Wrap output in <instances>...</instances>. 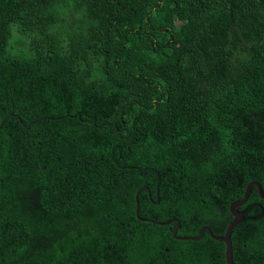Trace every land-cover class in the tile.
Here are the masks:
<instances>
[{
	"label": "trees",
	"instance_id": "obj_1",
	"mask_svg": "<svg viewBox=\"0 0 264 264\" xmlns=\"http://www.w3.org/2000/svg\"><path fill=\"white\" fill-rule=\"evenodd\" d=\"M11 113L0 264H226L178 237L223 235L264 186V0H0ZM237 209L233 263L264 264V199Z\"/></svg>",
	"mask_w": 264,
	"mask_h": 264
},
{
	"label": "water",
	"instance_id": "obj_2",
	"mask_svg": "<svg viewBox=\"0 0 264 264\" xmlns=\"http://www.w3.org/2000/svg\"><path fill=\"white\" fill-rule=\"evenodd\" d=\"M8 117H16V118H19L18 115L16 114H8L6 115L5 117L2 118V120L0 121V126L3 124V122L8 118ZM24 126H29V125H24ZM252 185H256L259 189V192L262 193V189H261V186L258 182L256 181H252V182H249L246 187H245V190L243 192V196L241 199L239 200H236V201H233L230 203L229 205V209H230V212L231 214L233 215V218L232 220L228 223L225 231H224V234L223 235H220V236H215L212 234L211 230L209 227H203L202 228V235L204 233V230L207 229L210 233V235L217 241H220V242H223L225 244V260H226V264H234L233 263V256H232V245H231V240H230V233H231V230L240 223V221L243 219V213L240 212L237 207L241 206L243 203L246 202L247 200V197L249 195V191H250V188ZM264 197V196H263ZM159 202V200L157 199L156 203ZM138 211H139V208L138 206H136V216L138 217ZM142 220H147V219H142ZM174 221H177V225H179V221L178 219L176 218H172L171 220L169 221H166V222H156V221H153L157 224H160V225H168V224H171L173 223ZM175 232L176 230H174L173 232V235H175ZM202 235L198 236V237H178L182 240H198L202 237Z\"/></svg>",
	"mask_w": 264,
	"mask_h": 264
},
{
	"label": "flooded vegetation",
	"instance_id": "obj_3",
	"mask_svg": "<svg viewBox=\"0 0 264 264\" xmlns=\"http://www.w3.org/2000/svg\"><path fill=\"white\" fill-rule=\"evenodd\" d=\"M257 128V127H256ZM258 146V141L255 143V147H257ZM252 182V181H251ZM257 182V181H256ZM260 184V183H259ZM260 186H261V189H262V193H260L259 192V189H258V187L256 186V185H252L251 186V188L252 187H255V190H256V192H257V194H258V196H259V198H261V199H264V186L263 185H261L260 184ZM251 188H250V190H251ZM250 192V191H249ZM244 204V203H243ZM240 211V210H239ZM241 212V211H240ZM243 213V212H242ZM243 216H244V214H243ZM178 227H179V225L175 228V230L177 231V229H178ZM203 227H208V226H203ZM202 227V228H203ZM202 228H201V234L200 235H202ZM174 231V230H173ZM206 232H208L209 233V231L207 230V229H205L204 230V233H203V235H202V237L201 238H203V236H204V234L206 233ZM200 235H194V236H191V237H198V236H200ZM175 236H176V232H175ZM200 238V239H201ZM200 239H198V240H200ZM215 248L217 249V246H215ZM208 250H211V249H208ZM82 256H81V260L79 261V264H98L94 259H96V257H94V253H84V252H81L80 253ZM107 254L108 253H103L102 254V256H103V258H104V261L102 262V264H125V262L123 261V259L120 257V256H118V257H116V255H113V254H109L108 256H107ZM116 258L115 260H110L111 258Z\"/></svg>",
	"mask_w": 264,
	"mask_h": 264
}]
</instances>
